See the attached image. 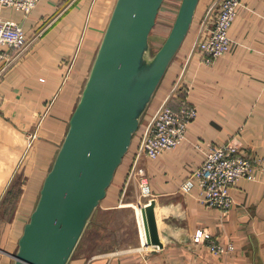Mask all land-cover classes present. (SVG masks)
I'll return each instance as SVG.
<instances>
[{
    "label": "crops",
    "instance_id": "crops-1",
    "mask_svg": "<svg viewBox=\"0 0 264 264\" xmlns=\"http://www.w3.org/2000/svg\"><path fill=\"white\" fill-rule=\"evenodd\" d=\"M42 1L35 7L34 13L40 11L36 18L4 13L5 20L22 25L29 43L0 75V264H13L12 254L65 136L115 3ZM212 2L199 1L187 39L162 80L168 88ZM229 37L233 48L213 63L198 56L188 62L185 98L196 117L180 146L156 159H140L150 194L144 196L139 182L129 185L126 178L139 135L151 117L148 111L124 158L125 167L94 212L88 241L68 264H264L263 169L255 170L254 180L242 179L231 189L233 205L226 211L200 202L197 189L190 194L180 190L211 143L231 140L248 157H264V0H244ZM30 133L37 136L27 148ZM150 200L155 202L160 247L145 244L139 216V206ZM197 230L210 240L194 242ZM211 239L235 249L214 254Z\"/></svg>",
    "mask_w": 264,
    "mask_h": 264
},
{
    "label": "water",
    "instance_id": "water-1",
    "mask_svg": "<svg viewBox=\"0 0 264 264\" xmlns=\"http://www.w3.org/2000/svg\"><path fill=\"white\" fill-rule=\"evenodd\" d=\"M199 1L180 0L164 42L150 54L164 0H115L13 264L69 263L189 34ZM154 205L139 206V216L145 244L160 247Z\"/></svg>",
    "mask_w": 264,
    "mask_h": 264
},
{
    "label": "built area",
    "instance_id": "built-area-1",
    "mask_svg": "<svg viewBox=\"0 0 264 264\" xmlns=\"http://www.w3.org/2000/svg\"><path fill=\"white\" fill-rule=\"evenodd\" d=\"M40 1L0 0V66L2 64L0 75L29 43L22 25L5 20L4 9H13L27 17ZM243 2L244 0H213L198 23L196 35L188 49L187 59L175 83L144 125L127 174V183L132 178L137 179L144 196H148L151 189L145 169L139 164L140 159L142 157L156 159L164 151L180 146L186 140L189 123L196 117V109L185 98L189 89L184 79L188 62L193 56H198L204 63L211 64L230 52L235 42L229 37V29ZM259 167L264 170V157L256 159L248 157L233 141L211 143L201 163L193 168L180 185V190L184 194H190L197 189L200 202L226 211L233 205L231 189L242 179L254 180L255 170ZM203 239L210 240V235L197 230L194 234V242ZM209 246L214 254L218 255L228 254L235 249L231 243L220 244L212 239Z\"/></svg>",
    "mask_w": 264,
    "mask_h": 264
},
{
    "label": "rangeland",
    "instance_id": "rangeland-1",
    "mask_svg": "<svg viewBox=\"0 0 264 264\" xmlns=\"http://www.w3.org/2000/svg\"><path fill=\"white\" fill-rule=\"evenodd\" d=\"M40 3H43V1L41 0ZM179 4H180V0H164L162 6L160 8V11L158 13L156 24H155V26H154V28L152 30L151 36H150V54L154 53L161 46V44L164 42V39L166 38V36H167L171 26H172V23H173L175 15H176L177 9L179 7ZM34 10L31 11V13L29 14V16H28L29 19H32L33 17L36 18V17L40 16V11L36 10L37 12H39V15H38L37 12L34 13ZM6 11H13L12 12L13 13V17H16V16H18V17L22 16L23 17V14L21 12L14 11L13 9L6 8V9H4V13H6ZM189 37H190V35H189ZM167 73H169L168 70H167ZM176 78H175V80H176ZM174 81L171 83L169 88H168L167 85L164 84L165 81L161 82V84L159 85V87H158L156 93L154 94V97H153V99H152V101H151V103H150V105L148 107L149 110L147 109L146 113H148V111H151V115L153 114L155 109L161 103V100L164 98V96L166 94V89L168 88L169 89L168 92H169L171 87L174 84ZM144 117H145V115H144ZM144 117H143V119H144ZM143 119H142V122H143ZM142 122H141V124H142ZM141 124H140V126H141ZM36 129H37V127H36ZM138 131H139V129H138ZM138 131L135 133L134 137H136V135L138 134ZM28 136H29L28 137V141L29 142L27 143V148L29 146H32L33 140H35L37 135L35 133H32V134L30 133ZM130 149H131V147H130ZM130 149H129V151H130ZM129 151H128V153H129ZM124 160L126 162V159H124ZM123 167H125V166H123ZM123 167H121L118 170V173H121V169ZM126 178L128 179V175H127ZM134 180L135 179L132 178L129 181L130 183H128V184L131 185V183H133ZM91 223L92 222H90V224L88 225L86 231L84 232V234H83V236H82V238H81V240H80L75 252H79V250L82 248L81 246L84 245L88 241V238L90 236V235H88V233H89V227H90Z\"/></svg>",
    "mask_w": 264,
    "mask_h": 264
},
{
    "label": "trees",
    "instance_id": "trees-1",
    "mask_svg": "<svg viewBox=\"0 0 264 264\" xmlns=\"http://www.w3.org/2000/svg\"><path fill=\"white\" fill-rule=\"evenodd\" d=\"M186 39H187V38H186ZM186 39H185V41H186ZM185 41H184V42H185ZM177 76H178V75H177ZM175 81H176V80H175ZM175 81H174V83H175ZM184 96H185V95H184ZM133 138H134V137H133ZM131 165H132V164H131ZM122 166H125V160H123V163L121 164V166L119 167V169H120ZM130 167H131V166H129V169H130ZM119 169H118V170H119ZM129 169H127V170L129 171ZM118 170H117V172H118ZM117 172H116V173H117ZM127 173H128V172H127ZM115 176H116V175H115ZM114 179H115V177H114ZM113 182H114V180H113ZM113 182H112V183H113ZM111 185H112V184H111ZM14 190H15V189H14ZM12 195H13V193H12Z\"/></svg>",
    "mask_w": 264,
    "mask_h": 264
},
{
    "label": "bare ground",
    "instance_id": "bare-ground-1",
    "mask_svg": "<svg viewBox=\"0 0 264 264\" xmlns=\"http://www.w3.org/2000/svg\"><path fill=\"white\" fill-rule=\"evenodd\" d=\"M168 7V6H167ZM171 8V7H170ZM173 9V8H172Z\"/></svg>",
    "mask_w": 264,
    "mask_h": 264
}]
</instances>
